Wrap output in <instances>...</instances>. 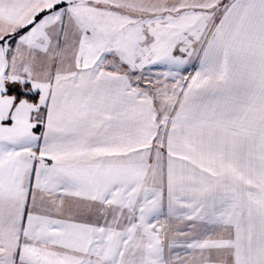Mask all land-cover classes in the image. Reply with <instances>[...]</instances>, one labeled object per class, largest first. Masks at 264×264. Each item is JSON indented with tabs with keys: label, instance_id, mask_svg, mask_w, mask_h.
I'll list each match as a JSON object with an SVG mask.
<instances>
[{
	"label": "snow or ice",
	"instance_id": "1",
	"mask_svg": "<svg viewBox=\"0 0 264 264\" xmlns=\"http://www.w3.org/2000/svg\"><path fill=\"white\" fill-rule=\"evenodd\" d=\"M0 264H264V0H0Z\"/></svg>",
	"mask_w": 264,
	"mask_h": 264
}]
</instances>
